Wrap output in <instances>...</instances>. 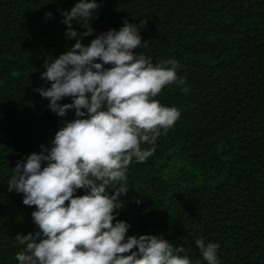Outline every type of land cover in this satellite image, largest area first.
<instances>
[{
  "label": "trees",
  "instance_id": "trees-1",
  "mask_svg": "<svg viewBox=\"0 0 264 264\" xmlns=\"http://www.w3.org/2000/svg\"><path fill=\"white\" fill-rule=\"evenodd\" d=\"M76 2L0 0V264H19L16 235L38 231L35 206L8 191L12 168L51 147L76 118L74 110L58 116L35 90L50 87L41 79L44 61L77 38L88 45L119 30L125 19L147 21L139 29L144 46L134 51L153 63L175 59L185 83L155 98L181 115L153 155L129 166L117 219L131 226L128 235L162 234L183 246L192 264H207L197 238L219 244L218 264H264V0H97L92 35L73 21L78 36L69 39L58 9Z\"/></svg>",
  "mask_w": 264,
  "mask_h": 264
},
{
  "label": "clouds",
  "instance_id": "clouds-1",
  "mask_svg": "<svg viewBox=\"0 0 264 264\" xmlns=\"http://www.w3.org/2000/svg\"><path fill=\"white\" fill-rule=\"evenodd\" d=\"M99 6L77 0L70 10L58 9L66 37L78 36L73 21L86 28L82 36L92 35L89 21ZM146 23L125 19L119 30L101 32L88 45L77 38L70 50L44 61L41 79L50 87L35 90L58 116L74 110L76 118L56 131L51 147L41 145L12 168L8 191L35 206L38 227L16 235L24 246L15 256L19 264H192L183 246L174 247L162 234L128 235L131 226L117 219L129 166L153 155L158 137L181 115L155 99L166 86L185 83L177 75L179 63H153L134 51L144 46L139 29ZM65 97L71 102L60 103ZM195 245L207 264H218V243L197 238Z\"/></svg>",
  "mask_w": 264,
  "mask_h": 264
}]
</instances>
